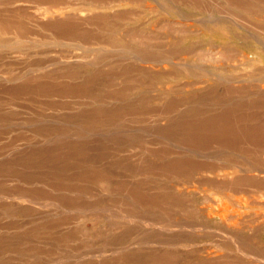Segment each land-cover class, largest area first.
<instances>
[{
  "label": "rangeland",
  "instance_id": "rangeland-1",
  "mask_svg": "<svg viewBox=\"0 0 264 264\" xmlns=\"http://www.w3.org/2000/svg\"><path fill=\"white\" fill-rule=\"evenodd\" d=\"M0 264H264V0H0Z\"/></svg>",
  "mask_w": 264,
  "mask_h": 264
}]
</instances>
